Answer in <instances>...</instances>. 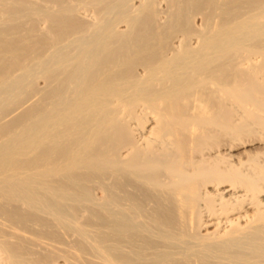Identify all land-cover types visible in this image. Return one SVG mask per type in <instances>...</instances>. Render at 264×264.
Returning <instances> with one entry per match:
<instances>
[{
    "label": "bare ground",
    "instance_id": "1",
    "mask_svg": "<svg viewBox=\"0 0 264 264\" xmlns=\"http://www.w3.org/2000/svg\"><path fill=\"white\" fill-rule=\"evenodd\" d=\"M0 264H264V0H0Z\"/></svg>",
    "mask_w": 264,
    "mask_h": 264
}]
</instances>
